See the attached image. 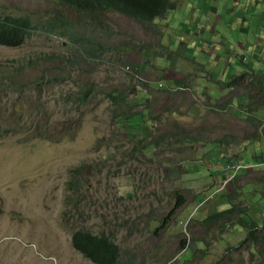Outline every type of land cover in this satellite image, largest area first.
<instances>
[{"label": "rangeland", "instance_id": "374dc122", "mask_svg": "<svg viewBox=\"0 0 264 264\" xmlns=\"http://www.w3.org/2000/svg\"><path fill=\"white\" fill-rule=\"evenodd\" d=\"M169 1L176 8L158 17L156 24L109 11L108 25L115 32L112 40L130 42L131 48L140 51L121 52L113 55L112 61L93 67L78 64V38L41 29H33L21 46L0 45V128L13 129L0 138V264H93L73 249L72 231L100 229L103 213L113 217L116 206L119 213L126 210L135 218L133 234L117 238L123 251L130 256L138 254L135 264H218L231 253L242 259V264H264V259L254 260L256 255L244 248L229 250L239 247L246 229L242 224L228 223L222 229L219 225L230 213L222 212L231 206L229 193L237 204H246L249 217L264 216V82L254 78V84H248L247 75L230 87L232 78L221 73L233 52L216 50L217 37L210 30L199 32V40H207V54L196 52L195 56L203 63L188 57L191 52L184 47L189 43L188 48L193 49L190 41L194 34L184 36V26L201 29L205 19L199 23L198 16H183L191 0ZM196 5L199 15L202 6L198 0ZM4 14L29 16L33 25L64 17L92 36V27L82 26L90 19L54 0H0V15ZM218 18L223 23L225 15ZM229 63L238 65V60ZM68 64L71 79L64 72ZM202 68L205 75L199 73ZM53 73L65 82L44 85L40 92L35 81L44 83ZM215 73L223 82L211 77ZM180 77L188 84L172 94L153 86ZM89 80L96 85L94 96L87 105L67 114L64 109L68 106L59 98ZM116 92L130 95L127 105H132L134 114L143 112L142 123L126 118L128 113L112 112L115 105L110 95L116 98ZM143 94L141 103L135 102ZM47 100L54 102L49 111L44 106ZM52 112L51 132L70 128L72 135L62 140L38 135L48 130L34 125L45 124ZM248 115L262 118V126ZM72 121L77 122L73 132ZM131 124L137 126L134 130L143 136L142 141L129 135ZM229 139L233 142L228 143ZM134 145L138 148L131 155ZM142 145L151 146L150 150L139 152ZM221 150L227 159L222 165ZM246 162L260 164L247 170L237 167ZM224 165L240 169L239 174L226 182L225 175L210 172L209 168ZM175 190L183 192L187 200L167 219L176 203ZM80 191L92 195V204L76 205ZM207 215L218 218L213 226L200 223L199 217ZM151 216L164 217V225L153 220L152 225L159 226L156 233L143 236L142 228Z\"/></svg>", "mask_w": 264, "mask_h": 264}, {"label": "trees", "instance_id": "16d2710c", "mask_svg": "<svg viewBox=\"0 0 264 264\" xmlns=\"http://www.w3.org/2000/svg\"><path fill=\"white\" fill-rule=\"evenodd\" d=\"M56 2L62 3V5L71 8L73 11L78 12L82 15L83 18H88L90 21L84 23L82 26L87 28V25L92 27V36L89 37L85 35L81 26L75 27V24H72L71 21L66 20L64 17H59V20H54L51 22H38L36 25H33V21L29 16L19 15L13 16L10 14L0 15V45L17 47L24 44L27 38L30 36L33 29H41L46 33L57 34L59 36H65L68 39L78 38L77 40V58L79 59L78 64L82 65L85 63L92 62L96 57L104 58L111 54H116L120 51H131L139 52L140 48H131L130 42H115L112 40V35L115 34L111 25H108V16L109 11H114L121 13L129 18H132L136 21L143 23H153L158 17H162L169 10H174L176 8L175 4H172L169 0H54ZM113 41V44L110 42ZM83 60V61H82ZM64 70V69H63ZM66 73V78L71 79L72 69L64 70ZM45 73L42 77H45ZM244 74L241 73L233 77L232 82H238L243 78ZM177 79L171 81L172 89L178 88V86L172 85ZM65 82L64 79L59 78L58 73H53V75H48V80L44 83L35 82L36 87L41 92L44 85L48 87L61 84ZM90 81L84 82L79 85L73 92L67 95L65 98H59V101L63 106H68L64 111L68 114L73 108L79 109L80 106L87 105L89 103V97L96 91V85ZM185 84V80L182 81ZM188 84V83H186ZM182 86V85H181ZM112 96V95H111ZM58 104V102H56ZM128 104V103H127ZM44 106L47 111L50 108V100L44 102ZM132 110V105H126V108H116L112 112L117 115L118 113H130ZM54 112L48 116L45 120V125L37 123L34 127L45 128L49 131L53 128L51 124V116ZM239 113V112H238ZM82 114V112H81ZM132 116V115H131ZM251 121H254L257 126H262V118L256 117L254 115H248ZM72 121V132L74 125ZM13 129L0 128V138L8 136L11 134ZM55 134L50 132H43L41 135L44 137L52 138L55 137L56 140H61L67 135H72L71 129L66 128L60 133L58 131ZM254 140H257L256 138ZM223 141V140H222ZM153 142L158 143V140H153ZM228 143L233 142V139H229ZM222 160L221 165L227 162L225 152L223 150L219 151ZM225 165L219 166L218 168H209L210 172L213 174L220 173L221 176L228 177L231 175L232 171ZM229 197V207L223 208L222 212L228 213L223 221L219 223L220 229L223 228V225L230 222L242 224L245 229V235L239 242V247L231 246L229 250L239 251L241 248H244L249 251L251 255H256L254 258L264 259V216L252 218L249 217L246 212V204L240 205L235 202L231 197L233 193L227 195ZM175 199L176 203L169 210V214L166 216L167 219H171L173 215L176 214L177 209L183 205L187 197L180 190H175ZM216 213H220L218 208ZM254 212L251 213H255ZM154 214V212L152 213ZM258 215V214H257ZM132 215L126 216V211L124 210L121 213L116 215V222H109L110 230L114 234H118L121 237L126 234L132 235L131 225H134L135 218L130 217ZM165 217V219H166ZM236 217V218H235ZM217 217H211L207 215L206 218H203V221L206 224H211L213 226L214 222H217ZM259 219L262 221V225L259 224ZM153 220H161L163 223L164 217L162 219L158 217L151 216L146 224L143 226V236L149 235L152 236L156 233L159 226L156 228L152 225ZM164 225V223L162 224ZM194 240L197 242V239L194 237ZM72 244L77 250H81L85 255L95 258L100 264H118L119 257L125 255L129 257V253L123 251L119 244L113 239H111L106 233H103L101 236H97L88 229H77L74 231L72 236ZM182 248L185 247V242L181 244ZM242 259L237 258L234 253L228 255V259L219 261L218 264H242ZM131 260L128 264H133ZM259 263V262H258ZM257 263V264H258Z\"/></svg>", "mask_w": 264, "mask_h": 264}, {"label": "crops", "instance_id": "0c3cea01", "mask_svg": "<svg viewBox=\"0 0 264 264\" xmlns=\"http://www.w3.org/2000/svg\"><path fill=\"white\" fill-rule=\"evenodd\" d=\"M191 1L192 3H188L187 9L184 11V17L194 18L198 16L197 21L199 23L203 18L205 19L204 24L201 25V29L198 26L187 29L188 32L192 31L194 34L191 37L193 38L191 44L195 45L198 49L204 50L205 54H207V43L198 41L194 38L197 37L200 30H210L212 36H215V34L219 36V40L216 41V50H222V52L225 51L229 53L232 51L233 55L229 56L230 61L231 59L236 62L238 59L242 62L247 60L242 68L231 63L229 67L233 74H235V71H238L237 74L246 72L250 78L251 76L264 71V0H234L233 3H226L223 0H198L199 6H202L199 15L196 10L197 0ZM241 5H246L247 7L244 8L241 7ZM224 15V22L220 23L218 17ZM213 16L218 17L214 20ZM238 16L241 18L240 22L237 20ZM209 17H212V19L210 22H207L206 20ZM220 24H223L224 26H221ZM218 27L221 28V31L230 32V34L224 36ZM237 44H239L240 47ZM196 52L197 49L192 52L194 59H197L195 56ZM212 52L213 51L211 50L210 53ZM197 60L200 61L201 64L203 63L202 60ZM225 71L224 64L221 74H224ZM215 74H213V76H216Z\"/></svg>", "mask_w": 264, "mask_h": 264}, {"label": "clouds", "instance_id": "9594fccd", "mask_svg": "<svg viewBox=\"0 0 264 264\" xmlns=\"http://www.w3.org/2000/svg\"><path fill=\"white\" fill-rule=\"evenodd\" d=\"M186 10V9H185ZM184 10V11H185ZM183 16H184V12H183ZM157 20V19H156ZM156 20H155V22H153L154 24H156ZM185 20L184 21H182L181 23H182V25H184L185 24ZM187 29H191V26L190 25H186V26H184V30H185V35L184 36H187L186 35V33H189V32H192V31H187ZM199 35H200V33L198 32V34H197V37L196 38H194V39H197L198 41H201V40H199ZM215 36L217 37V41L219 40V36H217L216 34H215ZM193 39V38H192ZM192 39H191V41H192ZM191 41H190V44H191ZM212 41H215V40H213L212 39ZM202 42H206L207 43V40L206 39H204ZM188 46H189V43H187L186 44V46L184 47L185 49H187V50H189L190 52H191V54L190 55H188V57H190V58H193V51L194 50H196L197 49V52H200V53H203V54H205V51L204 50H202V49H198L195 45H193V44H191V46H192V48L193 49H190V48H188ZM76 49H77V47H76ZM123 53L124 55H127L128 54V51H120V52H118V53H116V54H111V55H109V56H107V57H104V58H101V56L100 57H96L95 59H93L92 60V62H88V63H85V64H82V65H80V67H85V65H90V64H92V67H93V65H95V64H98V63H101V62H103L104 60H108V61H112L113 59H114V57H113V55H118V54H120V53ZM154 53H157V52H154ZM237 57V56H236ZM162 58V57H161ZM238 58V57H237ZM131 59L132 60H137V61H139L138 59H136V58H134V57H131ZM194 59V58H193ZM79 61V59L77 58V62ZM83 61V60H82ZM198 61V60H197ZM229 61H230V58H229V60H227V61H225V69H226V71L224 72V73H226V77L227 78H232L233 79V77L234 76H236V75H239V74H241V73H239V74H230L229 76L227 75V72L230 70V67H229V65L231 64V63H229ZM198 62H200V61H198ZM247 62V60H244V62H242L241 60H239L238 59V67H240V68H242L243 67V65H244V63H246ZM240 63V64H239ZM68 69H71V67H69V64H68ZM95 70L94 69H92V71H91V73L92 72H94ZM203 73L204 74V72H205V69L204 68H202V70L199 72V73ZM243 74H244V76L243 77H246L247 75H248V73H246V72H243ZM264 71L262 72V73H259V74H257V75H254V76H251L250 77V81H249V83L248 84H254V83H252V80H254V78H257V79H259V80H262L263 82H264ZM205 75V74H204ZM216 76H213V74H211V77L215 80V81H217V82H223L222 81V79H218V74H215ZM203 77V76H202ZM15 79H17V78H15ZM172 80H174L173 78H172ZM171 80V81H172ZM183 80H185V83H186V78H182V77H180V78H177V81H175L172 85H175V86H178V88H176V89H172V87H171V82H168V83H163L162 81H158V82H155V83H153V86H155V87H161V90H168V92H169V94H172V93H174V92H176L179 88H180V86L182 85V84H184L182 81ZM90 82L88 83V84H90V83H94L95 84V82L94 81H92V80H89ZM36 82V81H35ZM19 83V82H18ZM18 83H16V84H18ZM235 83H233L232 82V80H231V83H230V87L231 86H233ZM36 85V84H35ZM37 86V85H36ZM136 87H139V88H141V89H144V88H146V85H142V86H140V85H136ZM133 94V93H132ZM112 95V94H111ZM110 95V96H111ZM115 96H116V98L112 95L111 96V98H112V101H113V103H114V105H115V107L112 109V111L114 110V109H116V108H119V107H121V108H126V105H127V103L129 102V97H130V95H128V94H123V93H121V92H116L115 93ZM146 96V94H143V95H141V96H138L137 98H136V101L135 102H137V103H141V100H142V98L143 97H145ZM117 98H119V99H121V100H123V101H125V104L126 105H122L121 103H120V100L119 99H117ZM131 102V101H130ZM54 103V102H53ZM53 103H51L50 102V108L52 107V105H53ZM143 114V112L142 111H137L136 112V114H134L132 111L129 113L128 112V114H127V116H126V118H130L131 119V121L132 122H136V121H139L140 123H142L143 122V120H142V118H141V115ZM132 115V116H131ZM82 119V117L80 118V120ZM139 119V120H138ZM38 124L40 123V122H37ZM77 125V122H75V126ZM132 126H131V130H130V136L131 137H136V138H138V140L139 141H142L143 140V136L142 137H139V136H137V133H139V131H137V130H134V129H137V126L135 125V124H131ZM74 126V127H75ZM144 127V125L142 124V128ZM134 131V132H133ZM48 132H50L51 134H55V133H57V132H51V131H49L48 130ZM43 132H41V133H39L38 135L39 136H41V137H43V138H46V137H44V136H42L41 134H42ZM48 138V137H47ZM62 140V139H61ZM150 145V144H149ZM149 145H147V146H141L140 147V150H139V152H147L148 150H150V147H149ZM99 147V145H97L96 146V148H98ZM137 148H138V146L137 145H134L133 146V148H132V150L129 152V154H131V155H133L136 151H137ZM257 160H260V159H257ZM247 164H244V163H240L243 167L242 168H240V169H245V170H247V169H254L255 168V165H259L260 163H258V162H255V163H251V162H246ZM262 163H264V161L262 162ZM82 168V166H80V167H77L76 169L77 170H79V169H81ZM240 169H236L235 170V168L232 166V173H231V175H232V177H231V175H229L228 177H226V179L225 180H227L226 182H228L229 180H231L232 178H234V176H235V174H239L238 173V171L240 170ZM220 180H222V179H220ZM95 190H97V189H95ZM79 195H80V197H79V199L77 200V203H76V205H79L80 203H82V202H87V203H89V204H92V195H89V194H87V192H85V191H80L79 192ZM217 208V207H216ZM219 209V208H218ZM126 211V210H125ZM118 209H117V206H116V212H115V215L113 216V217H110V214H106V213H103V219H104V223H103V225L101 226V228L100 229H98V230H90V229H88V230H90V231H92V233L93 234H95V235H97V236H101L103 233H106L112 240L114 239L116 242H117V238L120 236V235H118V234H114V233H112V231L110 230V225H109V222H116V219H115V217H116V215H118ZM126 216H129V214L126 212ZM207 216H205L204 218H206ZM109 219H111V220H109ZM199 220H200V223H205L204 221H203V218L202 217H199ZM229 224H231L230 222H228ZM234 224V223H233ZM77 229H87V228H77ZM77 229H74L73 231H72V234H71V245H72V247H73V249L75 250V251H77L79 254H81L82 256H84L85 258H87L90 262H92L93 264H100L95 258H91V257H89V256H87V255H85V253H83L81 250H77L74 246H73V244H72V236H73V233H74V231L75 230H77ZM29 243V242H28ZM27 243V244H28ZM118 243V242H117ZM29 245V244H28ZM41 254V253H40ZM44 257V256H43ZM137 257H138V254H133V256H130V253H129V257H126L125 255H121L120 257H119V263H121L122 261H126V263L125 264H128V262H130L131 260L134 262L133 264H135V260L137 259ZM48 258V257H47Z\"/></svg>", "mask_w": 264, "mask_h": 264}, {"label": "built area", "instance_id": "2783aa9c", "mask_svg": "<svg viewBox=\"0 0 264 264\" xmlns=\"http://www.w3.org/2000/svg\"><path fill=\"white\" fill-rule=\"evenodd\" d=\"M237 167H243L242 165H237ZM237 168H235V170H236Z\"/></svg>", "mask_w": 264, "mask_h": 264}]
</instances>
